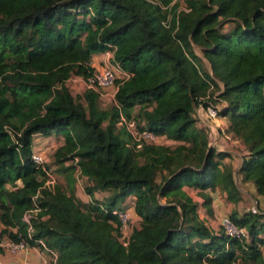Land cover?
Wrapping results in <instances>:
<instances>
[{
    "label": "trees",
    "instance_id": "1",
    "mask_svg": "<svg viewBox=\"0 0 264 264\" xmlns=\"http://www.w3.org/2000/svg\"><path fill=\"white\" fill-rule=\"evenodd\" d=\"M182 1L0 0V238L41 240L55 264H264V213L232 212L246 230L232 238L183 190L199 189L208 211L206 191L240 199L233 171L219 167L225 153L196 125L204 98L221 106L248 152L243 181L264 197V0ZM108 50L128 74L114 102L100 108L92 89L76 100L66 82L90 77L91 55ZM120 116L173 144L137 149ZM51 132L64 139L53 157L66 187L42 188L31 160L33 135ZM76 167L86 193L111 191L102 203L78 199ZM130 196L139 226L123 244L111 211Z\"/></svg>",
    "mask_w": 264,
    "mask_h": 264
},
{
    "label": "crops",
    "instance_id": "2",
    "mask_svg": "<svg viewBox=\"0 0 264 264\" xmlns=\"http://www.w3.org/2000/svg\"><path fill=\"white\" fill-rule=\"evenodd\" d=\"M112 56V50H108L103 53L92 54L89 65L94 71L100 72L109 63V61L112 60ZM80 87L82 88V86ZM209 124L214 127H218V125H220V127L226 132L229 122L225 117L210 121ZM226 134L228 137L219 133L218 137H214V139L211 140L212 133H209V140L210 145L214 147L217 152L225 153V156L221 159L219 167L221 169L229 168L233 171L235 184L240 196L239 201L237 203L228 201L226 199V193L218 188L214 192L206 191L210 195V201L208 205L210 211H208L207 208L203 206L204 199L199 194V189L188 186L183 187V190L192 198L193 201L196 202L197 214L199 218L202 220L204 219L203 221L214 231H216L217 226H215V221H213V219L217 220V222L221 224V222L225 218L229 217L232 212H237L238 217L242 216L248 211L264 213V197L257 193V190L252 182L243 181L241 167L244 158L246 155H248V152L241 141L233 138L232 135L227 132ZM53 140V136L49 134H34L31 146L32 152L43 154L45 157L49 158L53 151L63 143L64 139L60 136V140L57 142H53ZM157 143L169 144L171 142L164 137H159ZM110 192L111 191L109 189L94 190L92 194L89 195L86 193V196L83 197L76 194L75 190L76 196L82 203H89L92 200L103 202L108 197ZM133 199L134 198L132 196L126 198L122 205L128 209L133 217L137 218V216L134 214ZM1 229L2 225L0 224V230ZM7 240L8 239L6 237L0 238V264H15L24 258L33 264H51L52 256L37 246L29 248V250H27L28 252H9L5 246Z\"/></svg>",
    "mask_w": 264,
    "mask_h": 264
},
{
    "label": "built area",
    "instance_id": "3",
    "mask_svg": "<svg viewBox=\"0 0 264 264\" xmlns=\"http://www.w3.org/2000/svg\"><path fill=\"white\" fill-rule=\"evenodd\" d=\"M127 77L128 74L117 63H114L111 60L100 72L94 71V73L90 77L86 79L83 78L82 79L86 85L85 86L86 89H92L93 91H95L98 94L99 99L112 100L113 103L114 96L117 91V85H116L117 80L126 79ZM220 109H221L220 105H213L211 103H207L204 100V98H200L199 102L195 106L193 115L196 118V120L202 123L206 131L212 133V128L209 125V121H213L218 117H220L218 114ZM117 126L124 127L130 133L134 146L137 149L141 148L142 145L145 143L157 144L158 142L159 137L155 135L152 131L147 129L146 127L142 129H138L137 121H135L134 119L127 120L125 117L120 116ZM141 126H145L144 122H141ZM222 134L227 136L224 130H222ZM31 160L36 165H38L43 171L42 177L44 182L42 188L44 187L49 188L54 186L57 183V178L54 173V167L48 164L47 158L40 153L32 152ZM73 162L76 164L77 159H74ZM75 171H77L79 175L81 174L78 167H76ZM111 213L117 217L119 222L118 225L119 233H120L119 240L123 244H126L132 231V225H131L132 215L125 206L120 208H114L111 211ZM30 217L31 215L27 213L25 214L23 219L26 222H29ZM220 225L224 234H226L229 237L241 238L243 235H246V230L240 228L229 217L225 218ZM37 242L39 244V246L37 247H39L41 250L48 252L52 256L51 264H55L56 255H57L56 252L48 249L43 243V241L38 240ZM5 246L7 250L11 253L27 251L29 250V248H31V246H29L25 241L14 242L11 240H7ZM15 264H33V263L28 261L26 258H24L23 260L18 261Z\"/></svg>",
    "mask_w": 264,
    "mask_h": 264
},
{
    "label": "rangeland",
    "instance_id": "4",
    "mask_svg": "<svg viewBox=\"0 0 264 264\" xmlns=\"http://www.w3.org/2000/svg\"><path fill=\"white\" fill-rule=\"evenodd\" d=\"M180 4L183 7L185 6L182 0H180ZM223 31L226 32L227 29H223ZM197 52H198V54L201 55V52L198 49H197ZM199 66L201 68H204L205 70H208L209 69V64L206 62V60L204 58H202V61L200 62ZM66 84H67L69 90L71 91V94L73 95V97L76 100H79V101L81 100L82 103H84L83 99H81L84 91L86 90V87H85L86 85L83 82V79L81 77H78V78L72 77L71 79H69L66 82ZM80 86H82V88ZM98 103H99V107L100 108H107L108 106H110L112 104V100L99 99L98 98ZM220 118H225V117H218L217 119H220ZM196 122H197L196 125H197V127L199 129H201V128L202 129H205V127H203L202 123H200L198 120H196ZM210 126L212 128L211 140L214 139V137L215 138L218 137L219 136V133L222 134V130H224V129H222L220 127V125H218V127H214L212 125H210ZM49 135H52L53 136V138H54L53 142H57L58 140H60L61 134H59L57 132H51V133H49ZM170 142L171 143H169V144H172L173 143L172 141H170ZM54 151L51 154V156H49V158L48 157H46V158H47L48 164L51 165L52 167H54V173L56 175L57 182L60 183V184H62L64 187H66V172H63V171H59L58 170V165L55 164L54 157H53ZM71 164H74V162L73 161H67V162H65V165H71ZM72 176H73V179H74V188L76 190V194H78L79 196L85 197L86 196L85 190H86V188H88L90 182L88 181V179H86V177L82 176L81 174L79 175V173H77V171H75V169L73 170ZM218 189H220V188H218ZM122 203H123V201L122 202H119L118 203V206L120 207L122 205ZM213 221H215L214 222L215 223V226H217L216 231H218L219 229H221V225L217 222V220H214L213 219ZM131 225H132V228L139 226V220L137 218H135V217L132 216ZM262 235H264V234H262Z\"/></svg>",
    "mask_w": 264,
    "mask_h": 264
}]
</instances>
